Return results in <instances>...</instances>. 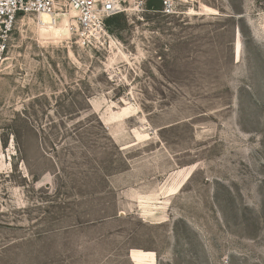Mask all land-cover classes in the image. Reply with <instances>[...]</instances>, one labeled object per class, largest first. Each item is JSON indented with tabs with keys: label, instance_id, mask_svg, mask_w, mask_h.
<instances>
[{
	"label": "rangeland",
	"instance_id": "obj_1",
	"mask_svg": "<svg viewBox=\"0 0 264 264\" xmlns=\"http://www.w3.org/2000/svg\"><path fill=\"white\" fill-rule=\"evenodd\" d=\"M148 5L92 43L18 17L0 264H264V0Z\"/></svg>",
	"mask_w": 264,
	"mask_h": 264
},
{
	"label": "built area",
	"instance_id": "obj_2",
	"mask_svg": "<svg viewBox=\"0 0 264 264\" xmlns=\"http://www.w3.org/2000/svg\"><path fill=\"white\" fill-rule=\"evenodd\" d=\"M151 0H0V73L5 60L7 39L19 16L65 15L73 12L77 34L88 43L110 38L106 22L114 16L144 11ZM161 13L179 15L180 7L194 0H160Z\"/></svg>",
	"mask_w": 264,
	"mask_h": 264
},
{
	"label": "bare ground",
	"instance_id": "obj_3",
	"mask_svg": "<svg viewBox=\"0 0 264 264\" xmlns=\"http://www.w3.org/2000/svg\"><path fill=\"white\" fill-rule=\"evenodd\" d=\"M40 19H42V29L44 31V33L47 36H54V35H58L59 33L63 32V31H67L68 32V28L67 26L64 27H59L56 24V21L54 20L53 16L51 15H40ZM67 22H70L69 19H66ZM67 24V23H66ZM65 24V25H66ZM131 109H127L126 112L124 114H122L123 116L130 114ZM121 116V115H118ZM150 257L153 260V253H136L134 254V260L136 262V264H144V261Z\"/></svg>",
	"mask_w": 264,
	"mask_h": 264
},
{
	"label": "trees",
	"instance_id": "obj_4",
	"mask_svg": "<svg viewBox=\"0 0 264 264\" xmlns=\"http://www.w3.org/2000/svg\"><path fill=\"white\" fill-rule=\"evenodd\" d=\"M148 6L149 9H152V7H156L158 8V11L162 9L160 0H151ZM106 25L108 30L113 33L126 27V18L124 15L114 16L107 20Z\"/></svg>",
	"mask_w": 264,
	"mask_h": 264
}]
</instances>
